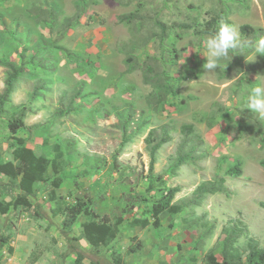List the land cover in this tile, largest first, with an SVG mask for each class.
Returning a JSON list of instances; mask_svg holds the SVG:
<instances>
[{"label":"rangeland","instance_id":"obj_1","mask_svg":"<svg viewBox=\"0 0 264 264\" xmlns=\"http://www.w3.org/2000/svg\"><path fill=\"white\" fill-rule=\"evenodd\" d=\"M52 5L60 20L73 18L78 8L83 11L64 37L60 24L52 35L34 17L40 13L37 9L49 10ZM134 11L143 22L137 32L134 24L118 21L120 15ZM158 21L164 23L165 33ZM214 21L217 26L231 22L241 42L254 43L264 36V0L0 2V57L10 54L19 62L18 54L29 57L42 38L61 47L52 54L49 49L37 54L40 58L53 55L46 62L55 69L53 73L39 72L36 80L22 78L19 90L11 95L15 108L0 118V161L14 159L7 118L20 108H25L28 126L19 136L26 137L38 155L52 158L57 150L64 158V182L59 188L52 182L36 185L30 208L0 214V234L9 239L0 251V264H74L77 253L72 246L84 255L81 264H183L190 259L205 264V255L212 249L221 257L222 228L231 219L242 221L247 237L264 247V118L244 109L248 89L256 77L261 82L264 76V56L249 62L250 47L230 50L215 73L204 72V41L211 34L203 31L207 22ZM182 23L187 28L182 29ZM129 55L139 63L156 57L157 70L177 79V96L152 104L154 88L144 82L142 70L128 72ZM163 57H175L174 64L165 65ZM5 79L6 68L0 65V95ZM40 86L45 89L37 98ZM59 110L65 114L60 116ZM187 124L202 139V156L171 175L168 167L178 155L181 128ZM163 125L171 141L157 152L154 174L163 176L167 188H179L173 203L181 205L200 184L216 177L225 178L231 194L208 195L200 206L171 208L161 214L160 228L132 226L135 218L152 222L151 206L165 194L164 188L148 191L150 159L144 143L150 129ZM235 163L241 164L238 178L226 175ZM49 172L52 180L57 177ZM17 188L0 175L1 198L15 200ZM78 199L89 201L92 212L100 217L108 214L115 220L114 211L123 217L111 245L97 251L89 246L82 238V224L87 220L83 214L70 230L63 226L56 208L74 205ZM73 238L78 240L70 241ZM246 240L242 238L240 245Z\"/></svg>","mask_w":264,"mask_h":264},{"label":"trees","instance_id":"obj_2","mask_svg":"<svg viewBox=\"0 0 264 264\" xmlns=\"http://www.w3.org/2000/svg\"><path fill=\"white\" fill-rule=\"evenodd\" d=\"M3 1L8 0H0V2ZM55 7L56 5H52L49 10L39 8L37 9V12L40 13L34 14V17L39 22L44 24L52 35L54 34L57 24H60L62 26V28L59 29L60 36L64 37L67 35L66 28L72 26L71 22H78L83 14V11L78 8L77 13L73 16V18H63L60 20L55 14L57 8ZM29 12L30 14L34 13L32 10ZM118 21L126 25L134 24L136 32L139 30L137 25L141 26L143 24V22H141L142 17L137 11L120 15L118 17ZM226 23L231 24L229 21H226ZM157 25L161 27L164 33L166 32L163 22L158 21ZM187 26L188 25H186V23L180 24L182 29L187 28ZM218 28L219 26L216 25L215 21L207 22L203 32H208L213 35ZM242 28L246 31L250 29L249 26H243ZM43 39L44 38H42V41L38 42V47L35 48V51L29 57H26V55L22 53L18 54L19 62L12 59L10 54L0 57V65L6 68L5 88L3 93L0 95V98L2 99L0 102V118H5L4 113L8 112L10 107H14L11 106L10 97L19 88V82L22 78L27 77L36 80L39 72L51 71L53 73L55 71V69H51L46 63L50 58H53V55L40 58L37 54L42 49H49L48 54H52V50H61V47L45 43ZM136 40L140 41L141 39L137 38ZM149 40L150 39H147L144 44L147 45V41ZM135 47H137V44ZM149 61H153L154 64H149ZM174 61L175 57L171 59L163 57L161 59V62L165 65L174 64ZM126 63L128 66V72H134L137 70H142L144 72V82L146 84H151L154 88V91L150 95V102H152V104H164L170 97L175 98L177 96V91L175 89L177 79L166 70H157L156 65H158L160 61L156 57L148 56L143 63H139L135 56L129 55L126 58ZM250 68L252 71L257 72L253 69V67ZM38 89L39 90L36 89L38 93L36 96L37 98L40 97V94L45 88L40 86ZM36 99H34V101ZM58 114L62 116L65 112L63 110H59ZM25 118V108L14 110L7 118V127L9 128L11 135L9 136V146L13 150L14 159L12 161H0V175L6 176L10 180V184L16 183L20 192L15 200L5 201L0 199L1 215L10 214L13 210L19 207H23L25 209L30 208L32 206L30 200L35 194L34 191L36 185H45L52 182L53 187L57 189L64 182V177L61 174L63 172L61 171V160L64 158L61 151L58 152L56 150V153H54V157L52 158L43 154L38 155L34 149L27 144V138L19 136V133L27 130ZM181 132L183 140L179 146L178 155L172 165L168 167V172L171 173V175H175V171L178 170L180 166L189 161L198 160L201 158L200 156H202V153L199 152L202 139L196 132L194 126L191 124L183 125ZM170 141L171 136L166 125L161 126L159 130L156 128L150 129L144 139L150 159L148 168L150 185L148 191L164 188L163 190L165 194L158 202L152 204L151 206L149 213L153 218L152 222H150L147 218H135L131 221L132 226L145 228L152 225L154 228H160L161 214L171 208L177 206L176 210H181L184 207L200 206L208 195L222 193L229 196L231 194L226 187L225 178L216 177L213 180L205 181L200 184L194 191L193 195L190 198L183 200L181 205H175L173 201L176 194L179 192V188H167L164 185L163 176L154 174L157 152L162 148V146ZM124 142L128 143L129 140L124 138ZM190 142L192 145L189 144ZM66 156L68 157L69 155L66 153ZM50 170H52L53 174L57 176L53 180L49 172ZM226 175L234 178L242 176L241 164L235 163L234 165L228 167ZM156 184L159 185L157 186ZM52 200H56L55 195L52 196ZM88 202L89 201L84 202L82 199H78L74 205L65 207L60 205V207L56 208L55 213L62 216L63 226H65L68 230H70L77 222L80 215H85L87 220L82 224V238L87 241L93 250L97 251L101 247L111 245L117 239L118 234L120 233V225L124 222V219L122 216H118L116 211L113 212V214H115V220L112 218V215L108 214H104L100 217L96 213L92 212ZM222 234L223 239L220 242L221 257H219L214 249H212L205 255V264H264V247H261L258 241L254 238L247 237V227L242 221L231 219L223 226ZM242 238H247L246 243L243 246L240 245V240ZM76 240L78 239L73 238L70 241ZM8 242V237L0 234V251L8 244ZM72 249L77 253V258L74 264H81L83 262L84 255L81 251L77 250L75 246H72ZM132 252H134L133 249ZM92 264L97 263L92 262ZM183 264H195V260L190 259Z\"/></svg>","mask_w":264,"mask_h":264},{"label":"clouds","instance_id":"obj_3","mask_svg":"<svg viewBox=\"0 0 264 264\" xmlns=\"http://www.w3.org/2000/svg\"><path fill=\"white\" fill-rule=\"evenodd\" d=\"M206 63L203 65L204 72L215 73L223 60L229 57L230 50L251 48L253 55L248 57L249 62L259 56H264V36L254 43L241 42L238 30L235 26L223 22L218 30L204 41ZM261 82L252 84L247 91L244 109H250L253 113L264 118V76H260Z\"/></svg>","mask_w":264,"mask_h":264},{"label":"crops","instance_id":"obj_4","mask_svg":"<svg viewBox=\"0 0 264 264\" xmlns=\"http://www.w3.org/2000/svg\"><path fill=\"white\" fill-rule=\"evenodd\" d=\"M18 90H19V88L17 89V91H18ZM17 91H16V92H17ZM13 94H14V93H13ZM26 119H27V117L25 118V123H26V126H28V125H27V122H26ZM8 161H12V160H8ZM37 186H38V185H37ZM17 189H18V188H17ZM13 190H14V189H13ZM5 194H7V192H6ZM4 196H5V195H4ZM8 197H9V196H8ZM6 198H7V197H4V198H1V197H0V199L5 200V201H11V200H12L10 197H9L10 199H6ZM31 199H32V198H31ZM67 199H69V197H67Z\"/></svg>","mask_w":264,"mask_h":264}]
</instances>
